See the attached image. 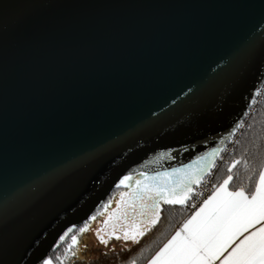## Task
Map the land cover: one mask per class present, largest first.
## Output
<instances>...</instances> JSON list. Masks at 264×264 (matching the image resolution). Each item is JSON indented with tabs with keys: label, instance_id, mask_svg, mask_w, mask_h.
I'll use <instances>...</instances> for the list:
<instances>
[{
	"label": "water",
	"instance_id": "water-1",
	"mask_svg": "<svg viewBox=\"0 0 264 264\" xmlns=\"http://www.w3.org/2000/svg\"><path fill=\"white\" fill-rule=\"evenodd\" d=\"M262 16L264 0H0L2 264H35L68 227L106 215L131 167L202 168L192 192L264 81ZM193 82L194 94L149 122ZM85 151L94 155L38 181ZM126 189L108 236L146 225Z\"/></svg>",
	"mask_w": 264,
	"mask_h": 264
},
{
	"label": "snow or ice",
	"instance_id": "snow-or-ice-1",
	"mask_svg": "<svg viewBox=\"0 0 264 264\" xmlns=\"http://www.w3.org/2000/svg\"><path fill=\"white\" fill-rule=\"evenodd\" d=\"M258 23L264 26V16ZM260 35L264 36V31H261ZM251 46L250 42L246 43L237 50L235 55L245 54ZM197 87L196 82H193L191 86L185 85L180 89L176 99L165 101L164 105L160 106L159 112L150 110L149 122L152 118L158 119L161 115L171 111L168 107L169 103L173 106L177 105L194 94ZM216 151L217 149H211L212 153ZM92 155L94 152L85 151L81 157L54 161L51 171L41 174L38 181L47 182L51 175L61 174L67 169L75 167L80 159ZM206 158L207 151L200 153L197 157L200 161L206 160ZM139 167H143V164ZM188 167L172 166L170 172L168 170H153L139 173L136 172V167H131L116 181V186L134 187V192L130 193L133 199V208L136 203H139L142 209L141 215L155 224L158 216L156 219H152L149 214L155 215L158 212L160 201L170 205H183L190 198L189 185L192 183L193 177L199 175L203 169L198 167L192 172H187L185 169ZM182 171L184 172L182 177L172 178L173 174ZM231 179L232 177L229 176L224 180L223 184L203 202L199 210L183 223L182 228L152 256L149 264H264V172L260 173V183L250 197L245 194L243 189L234 192L227 191L226 185ZM124 196L125 193H121L122 199ZM103 206L107 207L108 205L104 204ZM96 220L97 214L87 215L82 220V226L79 227V234L93 233L99 238L101 244L107 245L111 237L105 238L106 232L102 236V229L96 227L95 223H89V221L95 222ZM103 223L106 226L108 221L104 220ZM76 227V224L68 227L63 235L59 236L56 244L52 245V249L55 250L59 242L63 241L65 236ZM147 230V226L143 224L137 229L136 221L131 220L127 226H122L123 236L115 235V239L131 240L133 243H137V236H142ZM71 239L72 244L68 246L67 250H71L73 245L80 244L77 235H73ZM89 244L90 239L85 240L82 247L86 249ZM123 251L124 249H121V252ZM79 254L76 251L72 252L73 257ZM58 259V257H53L49 251L36 256L35 264H54V260Z\"/></svg>",
	"mask_w": 264,
	"mask_h": 264
},
{
	"label": "trees",
	"instance_id": "trees-1",
	"mask_svg": "<svg viewBox=\"0 0 264 264\" xmlns=\"http://www.w3.org/2000/svg\"><path fill=\"white\" fill-rule=\"evenodd\" d=\"M264 167V100L259 109L250 117L248 126L243 131L239 142L232 154L228 155L225 162H221L215 174L216 187L229 176V186L232 189H243L251 193L257 185L258 178ZM125 186H119L114 194L106 200L115 199L118 193L125 190ZM109 208V205L107 206ZM134 213V212H133ZM192 213L183 205H170L162 202L158 214L153 217L157 222L152 224L149 219L143 218L146 222L147 231L142 236H137V243L131 240H116L110 236L107 245L82 247L86 234H79V228L73 229L63 241H60L52 252L54 264H144L170 237L173 230L181 225ZM135 214H132L134 217ZM151 216V213L149 214ZM102 215L97 214V219ZM78 236L80 244L73 245L71 237ZM122 237V236H121ZM127 245V248H125ZM115 246V247H113ZM121 249H124L121 252ZM67 250V251H66ZM79 255L73 257L72 252Z\"/></svg>",
	"mask_w": 264,
	"mask_h": 264
},
{
	"label": "built area",
	"instance_id": "built-area-1",
	"mask_svg": "<svg viewBox=\"0 0 264 264\" xmlns=\"http://www.w3.org/2000/svg\"><path fill=\"white\" fill-rule=\"evenodd\" d=\"M263 100L264 81L256 91V94L252 99L250 106L244 115V118L233 131L229 140L222 149L217 161L212 165V167L203 176V178L194 185L190 198L185 201L184 206L190 213L195 212L216 189L215 174L218 169V166L221 162H225L227 160L228 155L233 153L234 148L239 142L243 131L248 126L250 117L259 109Z\"/></svg>",
	"mask_w": 264,
	"mask_h": 264
},
{
	"label": "rangeland",
	"instance_id": "rangeland-1",
	"mask_svg": "<svg viewBox=\"0 0 264 264\" xmlns=\"http://www.w3.org/2000/svg\"><path fill=\"white\" fill-rule=\"evenodd\" d=\"M134 176H135V174H134ZM133 190H134V187L133 188H127L126 191H124L122 193H125V195H127V194H129V192H131ZM127 198H128L127 200H129L131 198V196H128ZM115 200L116 199H113V200H110L108 202V205H109L110 208H109L107 214L104 215L103 219L99 218L95 222L89 221V223L90 224L95 223V226L101 229V228L105 227V226H103L104 225V223H103L104 220H107L108 224L114 222L117 219L118 215H119V208H118L119 205H116V203H115L116 201ZM139 227H140V224L136 223V228L139 229ZM104 234H105L104 232H101L102 236H104ZM114 235L123 236V231H121V230L118 231L117 230L116 232H114ZM107 237H110V236H108V235L105 236V238H107ZM85 238H86L85 240H89L90 239L89 246H92V245H104V244L100 243L99 238H97L93 233H87Z\"/></svg>",
	"mask_w": 264,
	"mask_h": 264
},
{
	"label": "crops",
	"instance_id": "crops-1",
	"mask_svg": "<svg viewBox=\"0 0 264 264\" xmlns=\"http://www.w3.org/2000/svg\"><path fill=\"white\" fill-rule=\"evenodd\" d=\"M261 172H264V167L262 168V171H261ZM227 179H228V178H227ZM225 180H226V179H225ZM223 182H224V181H223ZM223 182L220 183V184L216 187V189H218L219 186H220L221 184H223ZM229 183H230V182H229ZM229 183H228V185H226L227 191H229V192H234V191L240 190V189H232V188L229 186ZM259 183H260V176H259V178H258L257 185H258ZM257 185H256V187H257ZM216 189H215V190H216ZM215 190H214V191H215ZM255 191H256V188H255L251 193H248V192H246V191H244V192H245L246 195H248V196L250 197L251 194L254 193ZM212 194H213V193H212ZM212 194H211V195H212ZM211 195H210V196H211ZM207 199H208V198H207ZM202 205H203V204H202ZM200 207H201V206H200ZM200 207H199V208H200ZM199 208H198L196 211H198ZM196 211H195V212H196ZM195 212H193V213H192V214H191L186 220H188L189 218H191V216H192ZM186 220H185V221H186ZM185 221H184V222H185ZM184 222H183V223H184ZM183 223H182L181 225H179L178 227H176V228L173 230V232L171 233L170 237H169V238L163 243V245H164L165 243H167L168 240H170V239L172 238V236L175 235L176 232L182 228ZM163 245H162L161 247H163ZM161 247H160V248H161ZM160 248H159V249H160ZM159 249H158L157 251H159ZM157 251H156V252H157ZM156 252H155V253H156ZM155 253H154L152 256H154ZM152 256H151V257H150V258H149L144 264H149V261H150V259L152 258Z\"/></svg>",
	"mask_w": 264,
	"mask_h": 264
},
{
	"label": "flooded vegetation",
	"instance_id": "flooded-vegetation-1",
	"mask_svg": "<svg viewBox=\"0 0 264 264\" xmlns=\"http://www.w3.org/2000/svg\"><path fill=\"white\" fill-rule=\"evenodd\" d=\"M92 246H97V245H92ZM92 246H88V247H92Z\"/></svg>",
	"mask_w": 264,
	"mask_h": 264
}]
</instances>
